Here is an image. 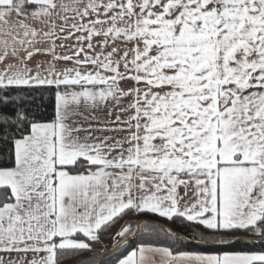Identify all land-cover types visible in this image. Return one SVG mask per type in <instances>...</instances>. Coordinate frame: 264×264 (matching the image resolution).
Wrapping results in <instances>:
<instances>
[{
  "label": "snow or ice",
  "instance_id": "snow-or-ice-1",
  "mask_svg": "<svg viewBox=\"0 0 264 264\" xmlns=\"http://www.w3.org/2000/svg\"><path fill=\"white\" fill-rule=\"evenodd\" d=\"M0 264H264V0H0Z\"/></svg>",
  "mask_w": 264,
  "mask_h": 264
},
{
  "label": "trees",
  "instance_id": "trees-1",
  "mask_svg": "<svg viewBox=\"0 0 264 264\" xmlns=\"http://www.w3.org/2000/svg\"><path fill=\"white\" fill-rule=\"evenodd\" d=\"M161 222H162V223H165V224H168L167 221H161ZM168 226H169V227H176V225H174V224H168ZM181 234L183 235V233H181ZM236 235H240V236H245V237H247V238H251L250 235L247 234V233H237ZM105 242H107V241H105ZM85 255H87V254H85Z\"/></svg>",
  "mask_w": 264,
  "mask_h": 264
},
{
  "label": "rangeland",
  "instance_id": "rangeland-1",
  "mask_svg": "<svg viewBox=\"0 0 264 264\" xmlns=\"http://www.w3.org/2000/svg\"><path fill=\"white\" fill-rule=\"evenodd\" d=\"M105 243H108V241H107V242H105Z\"/></svg>",
  "mask_w": 264,
  "mask_h": 264
}]
</instances>
